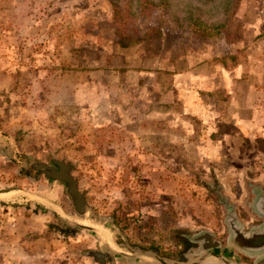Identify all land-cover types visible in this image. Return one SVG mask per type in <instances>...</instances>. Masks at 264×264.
Wrapping results in <instances>:
<instances>
[{
  "label": "rangeland",
  "instance_id": "1",
  "mask_svg": "<svg viewBox=\"0 0 264 264\" xmlns=\"http://www.w3.org/2000/svg\"><path fill=\"white\" fill-rule=\"evenodd\" d=\"M174 1L218 19L225 0ZM134 6L137 24L161 27L171 42L143 44L131 57L164 49L249 81L237 83L230 105L207 98L197 113L169 108L161 95L169 109L151 116L147 87L137 101L120 86L92 98L115 83L114 43L127 23L112 1L0 0V264H99L87 252L100 249L114 253L111 264H161L155 256L175 261L201 231L228 236L231 214L244 231L257 221L249 204L264 186V0H242L212 37L178 26L162 0ZM162 72L164 81L173 73ZM53 155L74 164L94 213L78 216L66 184L30 167L51 165ZM76 220L103 232L64 230ZM113 239L138 262L121 257Z\"/></svg>",
  "mask_w": 264,
  "mask_h": 264
},
{
  "label": "crops",
  "instance_id": "2",
  "mask_svg": "<svg viewBox=\"0 0 264 264\" xmlns=\"http://www.w3.org/2000/svg\"><path fill=\"white\" fill-rule=\"evenodd\" d=\"M169 40V36L165 31L164 38L159 40H148L133 47H121L116 41L114 43L116 48V54L113 56L112 60V64H114L112 65V68L114 69L113 76L115 83H113L112 86L107 85L108 87H106V89H94V95H92V98H99L100 96H104L103 92L109 95L110 92H112L113 86H120V95H122L121 93H124L126 97H134V100L137 101L136 99L140 100V91L147 87L149 90V94H147V96H144V98L147 97L146 100L149 102V111L152 110L151 112H153V115L151 116L156 117V115H158V111L166 112L170 107L173 106V104H175V108L182 113H197L204 107L209 106L208 100H216L218 101V103H229L230 105L231 100H233L234 96H236V93L238 91L237 83L247 84V82L249 81L248 76L238 80L234 72H229L228 75L225 74L224 77L221 76L220 73H215L214 66H216L215 68H217L218 66L215 65L214 60L212 63L208 61L198 64L193 62L194 60L190 55L174 56L176 58H174L173 56L169 57L166 54L168 53V50L164 51V49H162L159 53L149 55L147 57H144L143 59L140 58L139 54L138 56L132 57L129 55V50H136L137 48H139V46L146 43L159 41L162 44L163 48H166L165 46H167L169 42H171V40ZM101 61L102 57H100V62ZM129 64L130 67H132L131 69L129 67ZM181 65L183 66L182 68ZM242 69L243 66L238 68V70ZM163 70L173 71V73L170 74V78H167V81H164V78H162ZM97 71L102 72L104 70L101 66L100 69ZM237 72L238 71L235 70V73ZM220 76L223 78L222 80L224 82L222 89ZM146 77H148L149 79H146ZM162 81L164 82L166 87L165 91L160 94L161 92L158 93V91L161 89L163 90V87L159 88V86L163 84ZM141 85H144V87H141ZM222 91L224 92L225 97L222 96ZM161 95H163L164 100L161 101L165 102L164 105L169 107L166 108V110H163V108L160 107L163 106L160 105L161 101L159 100V97ZM213 102L211 104H213ZM125 111L130 112V110ZM125 122H121V124L117 122V124L125 125ZM208 231H206V233ZM131 253L132 256L124 254H120V256L123 258L130 259V261H132V259L134 258V260L136 259L135 261L138 262L141 256H138V254L135 255V251ZM164 261L168 264H171L168 262V260ZM97 262L101 264L99 261ZM113 262H115V260ZM113 262L107 260L106 264H111ZM160 263L163 264L162 262Z\"/></svg>",
  "mask_w": 264,
  "mask_h": 264
},
{
  "label": "trees",
  "instance_id": "3",
  "mask_svg": "<svg viewBox=\"0 0 264 264\" xmlns=\"http://www.w3.org/2000/svg\"><path fill=\"white\" fill-rule=\"evenodd\" d=\"M114 4L116 18L126 26L119 30L118 44L121 47L137 46L145 41L161 39L164 31L156 25L140 26L136 23L137 12L135 0H111ZM217 0H196L199 4L214 3ZM242 0H225L220 3L221 15L218 19L205 18L203 7L189 4L180 7L174 0H162L166 13L180 27H196L203 36H216L227 27L228 23L238 14Z\"/></svg>",
  "mask_w": 264,
  "mask_h": 264
},
{
  "label": "water",
  "instance_id": "4",
  "mask_svg": "<svg viewBox=\"0 0 264 264\" xmlns=\"http://www.w3.org/2000/svg\"><path fill=\"white\" fill-rule=\"evenodd\" d=\"M49 159L54 165H48L42 161L32 159L30 161V167L38 169L40 172L39 175L43 173L48 179L62 181L66 184V192L78 216L84 217L88 212L94 213L92 207L88 203L86 191H81L78 179L73 174L74 164L64 159H59L56 155L51 156ZM55 165L58 166V168H56ZM76 223V227L64 230L75 233L80 226H83L99 233L103 232V230L96 226L84 225L78 220H76ZM229 223L230 234L227 236V242L234 244L236 248L244 254H249L252 257L253 255H258L255 264H264V225L260 230L247 232L244 231L243 226H241L236 219H230ZM114 243L121 254L132 256L131 252L124 251L116 242ZM87 253L101 264H106L107 260L111 262L115 260L113 253L108 250H89ZM210 255L221 259V256L214 252L210 253ZM155 258L163 264H168L159 257L155 256Z\"/></svg>",
  "mask_w": 264,
  "mask_h": 264
},
{
  "label": "flooded vegetation",
  "instance_id": "5",
  "mask_svg": "<svg viewBox=\"0 0 264 264\" xmlns=\"http://www.w3.org/2000/svg\"><path fill=\"white\" fill-rule=\"evenodd\" d=\"M54 165V164H51ZM56 168L58 166L55 165ZM252 197L249 207L254 212L252 215L257 218V221L253 222L249 230H260L264 225V186L255 187L252 190ZM263 206V207H262ZM263 210V211H262ZM233 209H231V213ZM237 219L231 214L229 219ZM247 230V232L249 231ZM225 238L216 237L213 234L201 231L200 235L196 238H190L187 240L186 247L178 254L175 261L168 258L171 264H255L258 255L250 256L249 254H243L236 246L229 245L227 242V236ZM140 252L141 250L138 249ZM137 251V253H140ZM216 253L221 256V259L211 256L210 253ZM232 252L233 256H229L228 253ZM156 255V252H154ZM133 261L134 258L132 259ZM212 260V261H211Z\"/></svg>",
  "mask_w": 264,
  "mask_h": 264
},
{
  "label": "bare ground",
  "instance_id": "6",
  "mask_svg": "<svg viewBox=\"0 0 264 264\" xmlns=\"http://www.w3.org/2000/svg\"><path fill=\"white\" fill-rule=\"evenodd\" d=\"M83 224H86V223H83ZM113 244H114V246H116L115 243H114V241H113Z\"/></svg>",
  "mask_w": 264,
  "mask_h": 264
}]
</instances>
